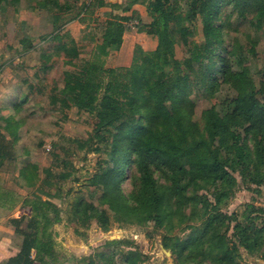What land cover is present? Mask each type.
Segmentation results:
<instances>
[{
  "label": "trees",
  "instance_id": "trees-1",
  "mask_svg": "<svg viewBox=\"0 0 264 264\" xmlns=\"http://www.w3.org/2000/svg\"><path fill=\"white\" fill-rule=\"evenodd\" d=\"M43 3L51 4L47 8L53 21V31L44 40L56 43L63 58L77 64L68 74L70 99L54 93L50 102L52 105L59 103L64 110L75 106L98 111L106 118L88 144L97 138L99 145L108 151L103 162L105 167L94 179H100L98 189L104 191L112 211L120 220L155 221L159 225L167 218L172 227L176 219L186 218V205L192 203L189 217L192 220L197 217L199 224L186 236L175 235L170 230L164 237L165 247L177 260L183 256L186 261H191L198 254L211 264H239L237 251L240 247L260 251V257L264 259L262 208L248 204L239 216L229 215L214 207L208 195L198 194L200 190L212 192L221 202L223 193L236 183L233 172L239 167L246 170L248 163L253 164V174L257 178H264V77L258 84L260 90L247 91L253 81L246 82L223 116L213 118L205 113L203 129L192 122L187 108L181 107L182 98L194 87L215 89L219 86L211 70L226 66L227 77L231 75L236 55L230 34L232 26L237 21L250 22L264 9V0H129L126 4L105 0L40 1ZM136 3L146 4L152 18L145 27L146 33L159 36L149 70L140 65V60L143 62L142 59L148 57L138 53L130 66L113 68L95 63L82 57V47L69 31H64L73 21L89 23L95 20L100 8L110 6L126 13ZM183 5L188 7L187 12ZM196 16L203 25V42L192 44L186 35L187 27L180 28L182 43L189 46L190 57L186 64L190 66V62H194L195 70L174 77L165 70L172 63L178 64L171 51L170 25L192 21ZM134 19L133 16L110 13L97 51L109 56L119 50L127 24ZM251 23L258 28L261 26V22ZM219 28L226 31L224 35L217 31ZM22 43L25 52L33 47L30 40ZM5 65L0 61V73ZM140 68L144 69L141 74ZM139 76L141 79L137 81ZM33 87L30 85L31 89ZM24 101L16 98L12 106L20 112ZM168 101L172 102L171 106ZM174 113L184 119L185 126H176ZM1 119L0 171L6 163L17 159L14 141L7 135H16L22 123L12 116ZM216 141L224 154L215 146ZM155 171H160L166 180L160 183L154 176ZM68 177V174H60V180ZM3 199L4 206L9 201L10 210L20 203L15 190L4 188L0 182V202ZM80 199L78 196L75 212L81 206ZM21 206L30 211L12 220L22 237L21 251L5 264H64L55 248L51 230L61 220L59 206L38 194L25 196ZM78 217L85 224L95 219L104 230L111 225L109 212L94 205L86 206ZM25 220L27 223L23 226ZM121 243L130 244L115 241L110 245ZM96 257L84 258V261L98 264ZM141 257L137 252L126 254L129 264H139Z\"/></svg>",
  "mask_w": 264,
  "mask_h": 264
},
{
  "label": "rangeland",
  "instance_id": "rangeland-1",
  "mask_svg": "<svg viewBox=\"0 0 264 264\" xmlns=\"http://www.w3.org/2000/svg\"><path fill=\"white\" fill-rule=\"evenodd\" d=\"M40 1L43 0H0V61L6 64L0 74V124L4 116H12L16 121L22 122L18 133L11 137L17 159L1 168L0 182L21 196L38 194L59 206L61 220L51 230L55 248L60 252L64 264H87L84 258L95 255L99 260L98 264H129L126 254L131 252L142 255L139 264H211L205 258L198 257V254L191 261H186L183 256L177 260L173 252L164 245V237L170 230L175 235L186 236L192 227L199 224L197 217L193 220L189 217L192 203L186 205V218L176 219L172 227L167 218L159 225L155 221L120 220L112 211L104 191L98 189L100 179H94L97 174L102 173L108 151L99 145L96 137L88 144L89 138L96 136V128L106 118L98 111H86L75 106L64 110L59 103L51 104L54 93L70 99L68 74L77 64L65 60L56 43L44 40L53 31V21L52 13L47 8L51 4H40ZM183 8L187 12L188 7L183 5ZM99 18L96 17L89 23L77 20L80 24L77 22L78 25L73 28V32L79 37L78 43L84 49L83 57H88L90 53L91 48L88 46H97L101 41L104 26ZM249 21H237L232 26L230 34L236 55L231 75L227 77L226 66L211 70L214 79L218 81L217 88L201 89L198 85L182 98L181 107L187 108L186 112L191 116L192 122L197 123L201 129L204 128L205 113L213 118L223 116L249 80L253 81V86L247 91L260 90L258 84L264 77V9ZM251 21L255 24L261 22V26L258 28ZM151 22V16L148 23H143V20L136 17L131 22L133 26L128 28H135L138 34L144 33L153 41L157 40L158 44L159 36L146 33L145 27ZM181 26L187 27L186 35L192 44L201 43L204 38L203 25L198 16L192 21L185 20L180 25L171 23L172 32L168 36L172 41L171 51L178 64L172 63L165 70L174 77L189 73L191 69L194 71L196 67L194 62H190V66L186 64L190 53L189 46L182 43ZM64 31L68 29L65 27ZM217 31L223 35L226 32L222 28ZM23 40H30L31 47L33 46L28 52L23 51ZM225 41L227 43V39ZM146 45L147 49H143L140 44H136L133 58L136 53L148 57L146 60L142 59L143 62L140 60V65L149 70L153 56L152 41L149 40ZM140 70L141 74L144 69ZM140 79V76L136 78L137 81ZM15 85L16 91L9 89ZM30 85L34 87L31 89ZM53 88H56L55 92L52 91ZM16 98L25 100L20 112L12 106ZM167 104L171 106L172 102L168 101ZM137 115L143 116L144 113ZM173 118L177 127L185 126L184 119L178 113H174ZM219 145L216 141L215 146L224 154ZM252 167L253 164L248 163L246 170L242 171L239 167L233 172L236 183L231 190L223 193L221 202L217 201L212 192L200 190L198 194L208 195L214 207L229 215L239 216L248 204H255L264 210V178H257ZM60 174H68L69 177L60 180ZM154 176L160 183L166 180L160 171H155ZM54 182H57L56 186L60 189L53 185ZM94 192L96 193L92 197ZM78 196L81 198V206L75 212L74 205ZM126 200L128 201L127 198ZM89 205L109 212L111 225L108 230L102 229L95 219L87 224L79 220L78 214ZM28 213L29 209H22L18 215ZM198 216H201V211H198ZM262 218L264 219V214ZM26 223L25 220L23 226ZM115 241H127L130 244L110 245ZM259 252L240 247L237 251L239 264H264Z\"/></svg>",
  "mask_w": 264,
  "mask_h": 264
},
{
  "label": "crops",
  "instance_id": "crops-1",
  "mask_svg": "<svg viewBox=\"0 0 264 264\" xmlns=\"http://www.w3.org/2000/svg\"><path fill=\"white\" fill-rule=\"evenodd\" d=\"M105 1L107 3H113V4H126V2H128L129 0H105ZM112 12L114 14L128 15V16H133L135 18L138 17L140 18L141 21L143 20V23H148L150 20L147 5L142 3L134 4L130 9V11L126 13H123L121 10H114L110 6H106L96 11L95 18L100 17L99 20L102 21V24L104 26L106 20L108 19V15ZM133 21H130L127 24V30L124 34L123 43L119 50L111 52L109 56H103L97 51L96 46H88V48L89 49L91 48V50L89 51L90 53L86 58H89L91 61L106 67L117 68L122 66H130L132 64L134 47L136 44H140L143 49L144 48L147 49L148 46L146 45V42L149 43V40H151L152 41L151 50L154 51L158 45L157 40L153 41L151 38H149V36L147 37V35L144 33L138 34L135 28L129 29L128 27L132 25L131 22ZM77 22L78 21L76 20L69 23L66 26V28L75 38V40L78 42L79 37H77L76 34L73 32L74 30L73 28L78 25ZM131 40L133 42H131ZM78 44L79 46L82 47V44L80 43ZM82 50L84 51V49ZM83 55L84 54H82V57ZM16 87L17 86L15 85L14 87H10L9 89L16 91L17 90ZM7 136L10 139L12 137L10 135ZM3 187L10 188L9 186H5V185H3ZM17 195L20 203L14 210L9 209V201L6 202L5 206H4L5 203L4 199L2 200V202H0V264H5L9 259L16 257L21 251L22 238L16 232V226L12 222L13 219L19 218L23 215L20 214L19 216L18 214L21 213L22 211L21 202L23 201L24 196H21L19 193H17Z\"/></svg>",
  "mask_w": 264,
  "mask_h": 264
}]
</instances>
